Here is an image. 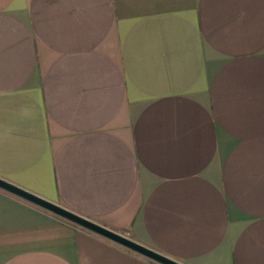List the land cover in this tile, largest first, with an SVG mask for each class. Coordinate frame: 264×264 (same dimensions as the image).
<instances>
[{
  "label": "crops",
  "instance_id": "0c3cea01",
  "mask_svg": "<svg viewBox=\"0 0 264 264\" xmlns=\"http://www.w3.org/2000/svg\"><path fill=\"white\" fill-rule=\"evenodd\" d=\"M0 179L181 264H264V0H0ZM0 264H158L0 188Z\"/></svg>",
  "mask_w": 264,
  "mask_h": 264
},
{
  "label": "water",
  "instance_id": "95a60500",
  "mask_svg": "<svg viewBox=\"0 0 264 264\" xmlns=\"http://www.w3.org/2000/svg\"><path fill=\"white\" fill-rule=\"evenodd\" d=\"M0 188L8 191L22 199H25L51 213L57 215L58 217L67 220L77 226H80L88 231H91L107 240H110L128 250H131L141 256H144L158 264H181L174 261L168 257L161 255L139 243L127 238L126 236L111 231L103 226H100L84 217H81L63 207H60L52 202L46 201L41 197H38L24 189H21L11 183H8L0 179Z\"/></svg>",
  "mask_w": 264,
  "mask_h": 264
},
{
  "label": "rangeland",
  "instance_id": "374dc122",
  "mask_svg": "<svg viewBox=\"0 0 264 264\" xmlns=\"http://www.w3.org/2000/svg\"><path fill=\"white\" fill-rule=\"evenodd\" d=\"M120 234H122V233H120ZM123 235V234H122ZM125 236V235H124Z\"/></svg>",
  "mask_w": 264,
  "mask_h": 264
}]
</instances>
